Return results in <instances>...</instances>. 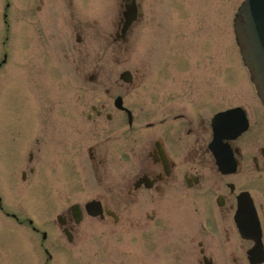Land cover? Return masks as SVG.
<instances>
[{"label": "flooded vegetation", "instance_id": "1", "mask_svg": "<svg viewBox=\"0 0 264 264\" xmlns=\"http://www.w3.org/2000/svg\"><path fill=\"white\" fill-rule=\"evenodd\" d=\"M163 3L164 0H0V21L9 34L20 20L22 6V11L29 16L28 25L34 30L40 27L44 37L50 35L47 24L60 19L80 44L82 37L90 34L89 30L94 31L103 15L112 21L113 44L107 49L124 52L130 63L134 49L132 33L143 23L160 21ZM173 4L178 9L179 0ZM96 27L92 36L99 34ZM7 62V55L0 54V72ZM142 66L126 70L131 74L129 84L118 81L106 89L105 96L97 100L87 116L91 129L86 132L82 119L72 109L68 112L65 100L55 99L60 101L52 107L49 96L43 94L39 96L41 103L32 102L33 107L25 109L29 114L23 113V129L29 131L30 137L28 173L22 172V181L28 178L34 183L35 193L44 192L50 184L52 162L57 160L59 176H73L74 167L79 178L76 185L82 184V161L86 154L96 191L91 201L102 211L92 219L104 228L101 234L115 233L127 208H186L193 215L186 231L181 232L179 223L170 226L173 263L182 264L181 257L188 264H253L264 259V132H260L263 111L252 86L248 83L251 93L247 92L245 99L229 103L226 76H220L216 78L219 83L209 84L205 93H160L156 95L155 105L151 94L137 109L127 104L125 99L129 93L125 97L114 94L111 89L140 90L147 80L146 74L150 73L146 71L148 64ZM17 67L15 63L14 74ZM15 77L11 79L12 87L17 83L18 77ZM80 97L78 101L82 100ZM117 97H122L123 109L115 108ZM229 111L233 114L228 118L215 119ZM116 126L119 131L112 130ZM242 126L245 130L239 133ZM85 134L94 140L86 148L83 146ZM217 135L221 138L217 139ZM7 138L8 132L6 140L0 139V247L5 219L18 227H27L29 233L45 242L48 239L45 231L40 232L32 220H20L15 212L3 206L4 190L18 185L21 145L19 134L14 130L10 141ZM3 157L7 159L5 167ZM68 157L74 164L71 163L72 167ZM73 205L78 203L65 207L57 228L63 237L75 241L81 223L75 222L69 210ZM79 209L83 222L85 215ZM237 213L238 222H235ZM124 224L123 233L140 229L147 241L146 251L162 255L164 228L169 227L157 220L154 210L138 226ZM181 234L185 236L181 238ZM184 240L183 250L180 245Z\"/></svg>", "mask_w": 264, "mask_h": 264}, {"label": "rangeland", "instance_id": "2", "mask_svg": "<svg viewBox=\"0 0 264 264\" xmlns=\"http://www.w3.org/2000/svg\"><path fill=\"white\" fill-rule=\"evenodd\" d=\"M173 1L164 0L160 21L136 27L131 36L134 49L130 63L124 52L107 49L113 44L110 36L112 21L103 15L93 29L99 27V34L92 36L94 31L89 30L90 34L83 36L80 44L60 19L47 24L50 35L44 37L40 27L34 30L28 25L29 16L22 11V6L20 20L17 24L15 22L16 26L9 34L0 21V54L8 57V64L0 72L3 84L0 86V139L6 140L8 132L10 141L14 130L21 141L18 185L4 190L3 206L15 212L20 220H32L40 232L45 231L48 235V239L42 242L41 237L29 233L27 227H18L5 219L0 264H178L173 263L170 226L179 223L181 232L186 231L185 227L193 221L189 209L127 208L121 215L119 229L112 234H101L102 225L85 216L78 227L77 238L70 244L58 231L56 217L66 210L65 207L75 203L83 206L95 196L92 166L86 154L82 161V184L76 185L79 178L74 167L73 176H59L57 160L52 162L50 184L44 192L35 193L34 183L28 178L26 181L21 179L23 171L28 173L27 142L30 135L23 129L28 113L25 109L32 108V102L41 103L39 96L43 94L49 96L52 107L60 101L55 99L65 100L68 112L72 109L78 119H82L86 132L91 129L87 116L92 113L97 100L105 96L106 89L118 83L122 72L142 68L143 64L149 65L146 71L150 73L146 74L147 80L140 90L111 89L114 94L121 93L125 97L129 93L125 100L137 109L149 100L151 94L155 105L156 95L160 93H205L210 85L219 83L216 78L220 76H226L229 103L245 99L246 93H251L232 28L234 16L244 0H179L178 9ZM183 12L190 14L184 16ZM15 63H18L17 74L12 69ZM15 75L17 83L12 87L11 79H16ZM79 96L81 101H78ZM115 129L119 131L118 126L112 128ZM260 132H264V112L260 118ZM93 141L85 134L84 148ZM3 161L5 167L7 159L3 157ZM68 162L70 166L69 157ZM151 210L155 211L157 220L169 227L164 228L161 256L146 251L147 241L140 229H132L129 234L122 232L124 222L138 226ZM185 246L184 240L180 248L184 250ZM180 260L182 264H188L187 259L181 257ZM217 262H220L219 258Z\"/></svg>", "mask_w": 264, "mask_h": 264}, {"label": "water", "instance_id": "3", "mask_svg": "<svg viewBox=\"0 0 264 264\" xmlns=\"http://www.w3.org/2000/svg\"><path fill=\"white\" fill-rule=\"evenodd\" d=\"M233 29L244 65L248 69L264 105V0H246L235 16ZM120 79L128 83L131 76L125 72L120 75ZM116 105L121 107L120 98L117 99ZM220 138L221 135H217V139ZM88 208L92 216H97L99 208L93 206ZM73 211L78 216V211H75L74 208ZM76 220L78 221V218ZM235 222H238V213L235 216ZM259 254H263L261 247H259ZM262 262L263 259H260L252 263Z\"/></svg>", "mask_w": 264, "mask_h": 264}]
</instances>
